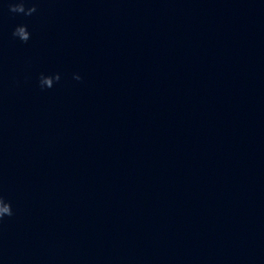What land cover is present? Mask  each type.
Wrapping results in <instances>:
<instances>
[{
	"label": "clouds",
	"instance_id": "obj_1",
	"mask_svg": "<svg viewBox=\"0 0 264 264\" xmlns=\"http://www.w3.org/2000/svg\"><path fill=\"white\" fill-rule=\"evenodd\" d=\"M9 11L13 13H23L25 15H31L33 12L36 11L35 7L25 9L23 0H20V2H10L9 3ZM26 26L21 25L17 26L13 31V36L17 37L20 36L24 42H27L29 39V32L25 31ZM77 79H80V77H77ZM13 211L11 204L9 202H6L3 197H0V220H3L5 216H12Z\"/></svg>",
	"mask_w": 264,
	"mask_h": 264
}]
</instances>
